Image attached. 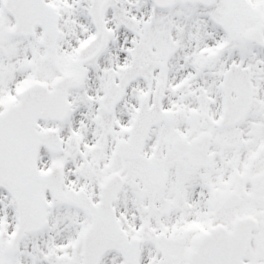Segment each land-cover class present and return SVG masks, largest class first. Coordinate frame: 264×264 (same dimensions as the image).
I'll return each mask as SVG.
<instances>
[{"label":"snow or ice","instance_id":"snow-or-ice-1","mask_svg":"<svg viewBox=\"0 0 264 264\" xmlns=\"http://www.w3.org/2000/svg\"><path fill=\"white\" fill-rule=\"evenodd\" d=\"M0 264H264V0H0Z\"/></svg>","mask_w":264,"mask_h":264}]
</instances>
